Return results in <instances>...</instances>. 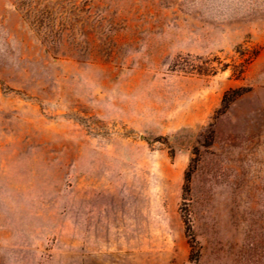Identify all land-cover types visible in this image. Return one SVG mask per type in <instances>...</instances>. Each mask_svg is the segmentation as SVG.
Segmentation results:
<instances>
[{
	"label": "rangeland",
	"instance_id": "obj_1",
	"mask_svg": "<svg viewBox=\"0 0 264 264\" xmlns=\"http://www.w3.org/2000/svg\"><path fill=\"white\" fill-rule=\"evenodd\" d=\"M0 264H264V0H0Z\"/></svg>",
	"mask_w": 264,
	"mask_h": 264
}]
</instances>
